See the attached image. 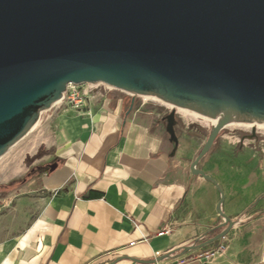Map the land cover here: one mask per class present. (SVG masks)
<instances>
[{
	"label": "water",
	"instance_id": "95a60500",
	"mask_svg": "<svg viewBox=\"0 0 264 264\" xmlns=\"http://www.w3.org/2000/svg\"><path fill=\"white\" fill-rule=\"evenodd\" d=\"M69 84L104 85L214 120L189 170L215 185L223 230L184 252L228 234L224 194L197 167L225 126L264 129V0H0V158ZM174 114L166 117L170 156Z\"/></svg>",
	"mask_w": 264,
	"mask_h": 264
},
{
	"label": "crops",
	"instance_id": "0c3cea01",
	"mask_svg": "<svg viewBox=\"0 0 264 264\" xmlns=\"http://www.w3.org/2000/svg\"><path fill=\"white\" fill-rule=\"evenodd\" d=\"M132 105L106 97L89 112L63 106L50 138L55 168L39 177L45 196L24 230L0 241V264H264V163L210 149L197 168L222 190L234 225L223 255H204L219 240L184 252L223 230L219 193L189 170L200 150L192 158L177 135L170 156L160 116Z\"/></svg>",
	"mask_w": 264,
	"mask_h": 264
},
{
	"label": "rangeland",
	"instance_id": "374dc122",
	"mask_svg": "<svg viewBox=\"0 0 264 264\" xmlns=\"http://www.w3.org/2000/svg\"><path fill=\"white\" fill-rule=\"evenodd\" d=\"M97 91L126 103L133 100L132 109L151 112L160 117L172 110L159 102L143 97H130L117 90L104 92L103 87H98ZM63 110L61 103L55 104L47 111L39 127L33 128L0 158V187H11L6 192L0 190V241L23 231L40 207V201L45 193L41 190L39 177L53 163L50 138L55 129L54 117ZM175 111L179 121L177 135L182 146L189 149L190 155L194 158L207 140L213 121L184 110ZM223 148L229 149L230 154L243 150L244 156L258 159V166H262L264 129L243 124L227 125L216 138L212 151ZM261 198H264V194ZM201 252L191 253L183 260L197 256Z\"/></svg>",
	"mask_w": 264,
	"mask_h": 264
},
{
	"label": "built area",
	"instance_id": "2783aa9c",
	"mask_svg": "<svg viewBox=\"0 0 264 264\" xmlns=\"http://www.w3.org/2000/svg\"><path fill=\"white\" fill-rule=\"evenodd\" d=\"M98 87H103L104 92H106V90L108 91L113 90L104 85H88V84L71 85L69 84L67 86L66 92L63 94V97L61 101H59V103H61L63 106L69 109H72L78 112H82V111L89 112L91 107L94 106L99 100L106 99L107 97L106 93H99L97 91ZM164 233H167V231L164 230L163 233H160L159 235H163ZM225 238L226 236L221 238L219 240L220 241L219 244H217L215 248H213L210 251H207L204 254L205 257L208 258V257L216 256V255H223L227 250V242Z\"/></svg>",
	"mask_w": 264,
	"mask_h": 264
},
{
	"label": "flooded vegetation",
	"instance_id": "af4514ba",
	"mask_svg": "<svg viewBox=\"0 0 264 264\" xmlns=\"http://www.w3.org/2000/svg\"><path fill=\"white\" fill-rule=\"evenodd\" d=\"M133 106V105H132ZM168 116V114H165V115H163V116H161L160 117V120L164 123V125H165V127H166V125H167V121H166V117ZM178 129H179V121H178V119H177V117H176V111H175V114H174V131H175V133H176V135H177V131H178ZM252 137L254 136V133L252 132V135H251ZM52 165V164H51ZM51 165H49V167L51 166Z\"/></svg>",
	"mask_w": 264,
	"mask_h": 264
},
{
	"label": "bare ground",
	"instance_id": "6f19581e",
	"mask_svg": "<svg viewBox=\"0 0 264 264\" xmlns=\"http://www.w3.org/2000/svg\"><path fill=\"white\" fill-rule=\"evenodd\" d=\"M143 98L144 99H147V100H152V101H155V102H159V103H161V104H163V105H165V106H167L168 108H172V110H182V109H179V108H173L172 106H170V105H168V104H165V103H162L161 101H159V100H157V99H153V98H148V97H145V96H143ZM59 103V102H58ZM57 104V103H56ZM184 111H186V110H184ZM187 112H189V111H187ZM189 113H192V114H194V115H196V116H199V117H202V116H200V115H198V114H195V113H193V112H189ZM202 118H204V117H202ZM207 119V118H206ZM210 120V119H209ZM211 121H213V124L215 123V121L214 120H211Z\"/></svg>",
	"mask_w": 264,
	"mask_h": 264
},
{
	"label": "trees",
	"instance_id": "16d2710c",
	"mask_svg": "<svg viewBox=\"0 0 264 264\" xmlns=\"http://www.w3.org/2000/svg\"><path fill=\"white\" fill-rule=\"evenodd\" d=\"M25 182H26V181H25ZM10 189H11V187H8V186H7V187H6V186H5V187H0V190L3 191V192H6V191H8V190H10ZM215 230H216V229H212V230H210V231H208V232L210 233V232H213V231H215Z\"/></svg>",
	"mask_w": 264,
	"mask_h": 264
}]
</instances>
